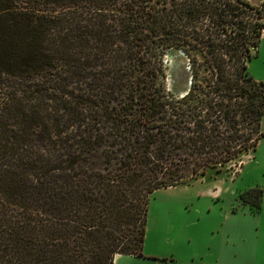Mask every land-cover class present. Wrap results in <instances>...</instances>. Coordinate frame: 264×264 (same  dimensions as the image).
<instances>
[{"label":"trees","instance_id":"16d2710c","mask_svg":"<svg viewBox=\"0 0 264 264\" xmlns=\"http://www.w3.org/2000/svg\"><path fill=\"white\" fill-rule=\"evenodd\" d=\"M264 2L0 0V264L143 257L152 193L264 137ZM188 62L169 93L164 58ZM262 189L239 198L253 210Z\"/></svg>","mask_w":264,"mask_h":264},{"label":"rangeland","instance_id":"374dc122","mask_svg":"<svg viewBox=\"0 0 264 264\" xmlns=\"http://www.w3.org/2000/svg\"><path fill=\"white\" fill-rule=\"evenodd\" d=\"M164 66L167 91L172 94L185 91L190 80L187 59L172 51L164 58ZM248 71L256 81L264 83V35L256 56L248 63ZM252 188L262 189L264 193V137L255 150L227 164L220 173L208 171L205 176L185 185L161 188L152 193L147 213L144 256L116 258L113 264H149L161 254L175 252L179 258H188L192 253H201L204 242L213 240L211 236L216 223L214 210L203 204L211 202L218 214L222 215L220 207L227 200L226 208H229L234 200L239 201V194ZM213 191L217 192L218 199L211 200ZM232 205V211H235L237 204ZM162 212L167 216L164 226L160 224ZM182 241L189 245L187 249Z\"/></svg>","mask_w":264,"mask_h":264},{"label":"crops","instance_id":"0c3cea01","mask_svg":"<svg viewBox=\"0 0 264 264\" xmlns=\"http://www.w3.org/2000/svg\"><path fill=\"white\" fill-rule=\"evenodd\" d=\"M248 1L255 6L264 2V0ZM239 195V201L232 202L237 204L235 211H232V204L226 208L227 200L223 207H220L222 215L218 214L217 208L211 202L203 204L206 208L214 210L216 223L211 236L213 240L204 242L201 253H192L188 258H179L175 252L161 254L157 258L154 257L153 262L149 264H264V193L262 191L258 210H253L250 205L243 203ZM210 198L218 199L217 192L213 191ZM171 210L172 208L169 211ZM170 213L172 214L173 211ZM161 218L160 224L166 225V214L162 212ZM182 245L186 249L189 246L185 241H182ZM125 256L129 255H117L115 259Z\"/></svg>","mask_w":264,"mask_h":264}]
</instances>
